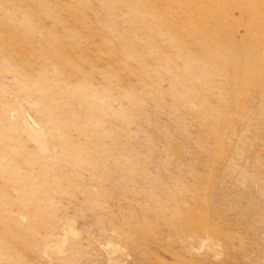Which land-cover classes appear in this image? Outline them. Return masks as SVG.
Returning a JSON list of instances; mask_svg holds the SVG:
<instances>
[{"label":"rangeland","instance_id":"obj_1","mask_svg":"<svg viewBox=\"0 0 264 264\" xmlns=\"http://www.w3.org/2000/svg\"><path fill=\"white\" fill-rule=\"evenodd\" d=\"M0 264H264V0H0Z\"/></svg>","mask_w":264,"mask_h":264}]
</instances>
